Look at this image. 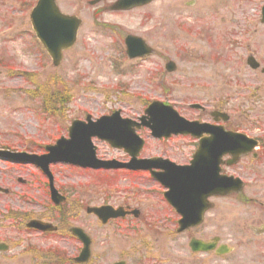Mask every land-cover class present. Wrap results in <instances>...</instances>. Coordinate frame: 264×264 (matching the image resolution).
I'll return each mask as SVG.
<instances>
[{"label":"rangeland","instance_id":"rangeland-1","mask_svg":"<svg viewBox=\"0 0 264 264\" xmlns=\"http://www.w3.org/2000/svg\"><path fill=\"white\" fill-rule=\"evenodd\" d=\"M184 1L188 0H174L173 6L157 4L153 9L116 14L103 8L108 4L92 7L88 0H61L60 8L65 13L79 14L83 25L78 44L56 68L32 32L29 16L36 0H0V148L40 153L41 147L60 139L72 119L86 114L100 117L114 110L135 117L156 100L169 102L185 117H191L196 113L189 110V104H203L223 96L236 124L242 122L240 113L244 107L263 115L264 73L251 70L246 61L253 56L264 67V26L256 24L255 17L245 26L242 20L246 12L239 2L235 10L231 0H221L223 3L197 0L199 4L193 9L185 6ZM251 13L257 14L252 10ZM233 17L238 18L237 25L232 23ZM127 34L145 38L156 50L154 57L144 62L128 60L123 39ZM165 58L180 69L166 81L162 79ZM194 81L199 85L194 87ZM37 85L46 88L49 98L61 101L53 115L48 114L39 99L24 94ZM62 99L70 103L65 104ZM183 144L182 139L161 144L149 138L147 151L153 155L188 154V147L184 150ZM100 147L102 155H121ZM51 169L61 186L74 181H81V187L91 185L89 195L95 206L108 197L113 202L117 197L121 201L128 190L138 188L131 181L122 183L120 174L76 171L65 165ZM41 177L33 165H13L0 159V184L11 188L13 194L32 191L28 187L40 184L37 180ZM254 194L264 196L261 192ZM16 199L12 196L2 204ZM138 231L141 232L138 237L133 239L130 235L127 243L146 244L141 247L142 254L151 249L147 243L152 244V240L153 246H161L162 259L172 253L173 264H221L213 256L204 262L192 254L188 247L190 236L179 235L177 230L169 234L167 230L142 224ZM208 231L211 232L208 226L203 227L199 236L211 235ZM171 247L173 252L169 251ZM263 256L249 250L244 254L238 252L226 261L264 264Z\"/></svg>","mask_w":264,"mask_h":264},{"label":"flooded vegetation","instance_id":"flooded-vegetation-1","mask_svg":"<svg viewBox=\"0 0 264 264\" xmlns=\"http://www.w3.org/2000/svg\"><path fill=\"white\" fill-rule=\"evenodd\" d=\"M232 1L235 10L236 3L244 5L243 11L246 14L242 22L245 26L249 25L251 17H255L256 24L264 26V0ZM90 2L88 0V5ZM108 2L109 0H106L98 5ZM173 2L174 0H154L148 7L153 9L157 4H172ZM113 3L114 1L102 7L108 9ZM174 4L176 5L175 2ZM183 4L193 9L199 3L195 0V2L184 1ZM251 10L256 11L257 14L252 16ZM231 21L236 25L239 22L235 17L231 18ZM263 70H261L262 74ZM168 76L163 77V80ZM194 82L196 86L199 85L198 81ZM205 105V109H200L196 116H192L191 121L207 124L208 129L216 134V138L223 137L226 132L235 131L245 134L251 142L245 143L249 153L240 158H234L231 153L227 152L226 144L218 146L214 143L201 148L202 141L211 139L206 134L184 138L188 140L179 136V138L173 137L166 141H158L161 144H168L181 138L185 143L183 144L184 150L185 146L188 147V154L186 152V155L162 152L160 157L178 166L189 167L193 156L199 155L200 160L204 156L202 162H199L202 171L214 177L215 184L225 186L232 192L225 196L214 195L205 201L204 195L194 194L195 188L187 189L186 204L189 209L187 223L193 226L201 219L200 217L203 222L185 234L190 236V242L194 238L203 241H216L217 239L218 247L231 243L235 244L237 252L244 254L251 250L256 255L264 254V196L254 194V191L264 194V113L258 115L259 112L244 107L245 110L240 113L242 122L236 124L231 117L226 120L224 113H227L228 104L223 98L211 99ZM243 105L244 103H242V108ZM126 116L121 115L123 119L130 118ZM141 133L142 130L139 132L142 136ZM96 141L102 145L107 144ZM223 149H226V153L221 152ZM121 153H123L122 157L117 158L119 163L127 164L132 160L131 156L123 151ZM212 158L215 160H211V163L206 162ZM155 169L148 172L125 171L124 169L117 171L121 175L122 183L131 181L138 188L132 187L128 190L132 195L127 193L121 201L118 198L116 204L113 203L117 209L120 208L121 216L118 219L109 220L108 224L101 225L102 227H96L95 221L98 220L93 214L87 212L88 208L94 206V201L89 195L92 192L91 185L80 187L81 182H74L77 184H69L70 186L61 192L58 189L66 197L64 204L59 205L52 202L48 183L31 185L28 189L32 191H20L21 195L16 196L15 201L11 200L8 205H0V244L7 246L6 251L0 252V264H74L75 259L82 257L85 248V244L71 234V229L76 227L90 237L91 244L87 253L83 254L86 259L80 261L79 264H173L172 253L161 258V246H152L149 251H146L147 254H142L143 244L140 245L133 241L134 244L129 246L127 243L130 235L133 239L138 237V228L142 224L172 231L179 226L181 221L172 202L170 203L165 198V194L169 198L170 193V189L165 185L182 184L190 187L193 179L184 177L180 181L170 180L164 185L151 174V172L158 174L156 177L160 179L164 170L159 168L156 172ZM203 181L208 185L213 183L211 178H205ZM86 188L89 191L88 195H85ZM6 191L4 196L8 198L13 196L10 194V189ZM202 203H204V209ZM107 204L112 205V203ZM32 220L53 224L56 229L44 233L28 229L26 225ZM205 226L210 228L211 232L208 231V233L211 235L205 234L206 237H201L199 232ZM204 233H207L206 229ZM169 251L173 252V247ZM215 253H196V255L206 262L210 255L216 257Z\"/></svg>","mask_w":264,"mask_h":264},{"label":"water","instance_id":"water-1","mask_svg":"<svg viewBox=\"0 0 264 264\" xmlns=\"http://www.w3.org/2000/svg\"><path fill=\"white\" fill-rule=\"evenodd\" d=\"M125 1H128V4H130L131 6L135 4L141 5L142 2H145V0H125ZM31 21L33 22V30L34 32H36V35L39 41L42 42L46 52H49L50 56L53 59V62L56 65H58L59 64L58 62L59 60H61L62 55H63L62 51H67L68 49L73 47L74 44L76 43L77 41L76 36L78 32V27L80 26V21H78L75 18L63 16L60 10L57 8L55 4V0H41L31 15ZM137 40L139 44L140 45L142 44L141 46L145 48L144 43H142V41L139 39ZM128 49H129L128 54L130 58H133L139 55V51L136 45L128 43ZM141 50H143V48H141ZM253 61L254 60L251 59L249 64L252 65L253 68H258V65H255ZM171 67L172 65H168V69ZM161 109L164 110V112L170 113L172 115L176 114L175 112H174L175 114L170 112L172 108L170 107L165 108L163 105L159 103L153 104L148 109L147 112L149 113L150 118H151V123L153 124V125H150V127L155 137H162L166 135L168 131V129L163 125V123H161V120L158 119L161 116L160 115ZM176 118L178 119L179 124L175 126V122L174 120H172V122H174V126L170 125L171 129H174L173 132L183 133V134L193 133L191 131V128L194 124L184 121L183 119L179 118L178 115L176 116ZM99 124H101V122ZM95 131L101 133V130L99 127L95 128ZM102 135L103 136L101 137L103 139L105 138L109 142L110 141L112 142V143L110 142L111 145L117 146L120 148L126 147V146L120 145L117 142H113L112 136L115 139L114 135L110 136L106 133ZM123 136L124 135H122V137ZM134 139H135V144L138 145L136 149L137 151L142 147V142L139 140L137 136ZM213 142L216 143V145L218 146L219 145L223 146V144H226L227 151L230 153H233V155H236V156H240L242 154H245L246 152L245 144H244L245 136L234 133V132L227 133L225 138H222V139H220V137L215 138V141ZM223 151H226V149H223L221 152ZM0 154L3 156H7V157L9 156L14 161L34 163L40 168H42L43 171L45 172H47V168L52 162L64 161V162L72 163L75 160L82 159V162H85L86 165H92L93 163H96L95 159L93 158L91 148L88 150V148L86 147V139L82 140L80 137L75 138L71 144H68V142H65L64 140H61V142H59L56 147H52L50 149V154L46 157L41 156L40 158H38L36 156H31V155L28 156L26 154L14 155V154H11L10 152L8 153L0 152ZM82 154L83 156H81ZM97 167H100V165ZM137 168L147 169V166L142 164V165H139ZM208 177L209 176L207 175V178ZM206 184L207 183L204 184V182L201 183V186L202 185L204 186L202 191L206 189V192H204L205 194L214 191L215 187H210L212 185L207 184L208 185L207 186ZM186 229H187V226L183 225V229L181 230L183 232ZM191 248L194 251H206L208 249H211V246L207 243L194 240V242L191 245ZM219 253L225 254L223 250L220 251Z\"/></svg>","mask_w":264,"mask_h":264}]
</instances>
